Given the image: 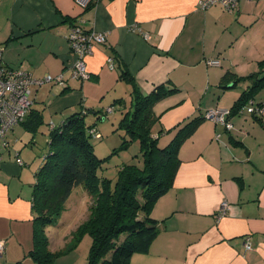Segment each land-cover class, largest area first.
<instances>
[{"label":"crops","instance_id":"1","mask_svg":"<svg viewBox=\"0 0 264 264\" xmlns=\"http://www.w3.org/2000/svg\"><path fill=\"white\" fill-rule=\"evenodd\" d=\"M76 22L106 38L84 59L86 79L71 77L68 33ZM0 45L5 64L34 78L63 80L31 86L41 126L30 132L15 125L9 146H0V240L6 244L0 264H36L28 252L34 173L42 165L34 159L37 133L48 140V124L102 107L127 119L133 102L158 85L169 90L152 103L150 132L158 146L164 141L160 147L206 108H231L250 85L235 83V76L257 71L264 58V0H238L232 11L220 4L201 8L199 0H91L86 7L76 0H0ZM254 99L263 101L264 89ZM230 121L229 130L204 118L181 140L172 186L149 209L159 231L131 264H264V118L233 114ZM224 200L226 213L216 222ZM247 236L250 250L243 245ZM48 239L53 251L57 237ZM72 260L63 254L54 264Z\"/></svg>","mask_w":264,"mask_h":264},{"label":"trees","instance_id":"2","mask_svg":"<svg viewBox=\"0 0 264 264\" xmlns=\"http://www.w3.org/2000/svg\"><path fill=\"white\" fill-rule=\"evenodd\" d=\"M78 24L80 23L76 22ZM257 66L258 70L248 76L233 75L235 83L248 80L250 85L242 90L229 108V120L233 114L264 118V100L257 102L254 99L264 89V58L257 62ZM168 92L164 85H158L150 94L133 102L127 119L125 116L121 118L119 128L127 136L122 138L118 149L126 148L137 139L142 165H125L119 170L113 185L110 184V179L97 175L101 162L107 158L99 159L94 153L90 130L97 131L94 123L88 125L85 121L88 113H74L58 125L48 124L49 152L34 173L31 197L33 230L32 247L28 254L36 264H54L56 258L66 253L67 249H48L46 229L63 212L65 202L77 186H82L92 201L87 218L75 230L78 240L85 233L92 237L84 264H131L132 255L148 250L151 240L159 231V224L150 217L149 209L172 186L173 175L179 164L177 153L181 140L190 135L206 118L205 114L209 109L206 108L202 115L185 120L169 143L160 147L158 137H152L150 132L156 119L152 103ZM249 99H252L251 112L242 109L241 113L242 106ZM90 112L96 114V119H103L104 115H108L103 109ZM42 122L41 113L30 108L20 124L28 131L35 132ZM177 127L178 125L176 130ZM0 146H3L1 142ZM116 151L115 149L112 153ZM5 248L6 244L0 256Z\"/></svg>","mask_w":264,"mask_h":264},{"label":"rangeland","instance_id":"3","mask_svg":"<svg viewBox=\"0 0 264 264\" xmlns=\"http://www.w3.org/2000/svg\"><path fill=\"white\" fill-rule=\"evenodd\" d=\"M49 84L55 85L54 83ZM32 89L33 87H31V91L34 94L35 89ZM101 106L103 105H99L98 108H101ZM103 108L104 107L101 109ZM104 116L105 117L103 119H96V114L94 112H89L85 118V121L88 123V125L94 123L95 130L97 131L94 133L99 135L98 137H94L92 135L90 139L95 155L99 159L107 158L101 162L102 165H100L98 168L97 175L100 176V178L105 177L110 179V184L113 185L118 178L120 169H123L125 165L132 164L141 166L142 158L139 153V141L137 139L130 142L126 148L120 150L118 149L122 138L127 136L125 131L119 128V123L123 116L121 114L120 117L119 110ZM60 119V117L52 118V120L56 123H58ZM219 124L222 125L221 123ZM37 137H39L40 140L34 144L35 152L38 150V153L34 159L35 164H38L39 167L43 163L44 157L49 152V147L46 144L47 139L44 134L38 132ZM162 144H164V141L159 139V146ZM115 149L117 151L112 153ZM91 204V197L86 192V190H84L82 186L75 187L72 190L70 197L65 202V209L63 212L53 221V225L47 227L49 231L48 237H57L56 243L58 246L53 244V251L67 249L64 257L70 254L73 259L72 262L76 264L85 262L90 251V246L92 243L91 235L89 233H85L78 240L75 230L78 225L87 218L90 212L89 209ZM87 207L89 208L87 209ZM62 216L64 220L61 219ZM78 260H80V262H77Z\"/></svg>","mask_w":264,"mask_h":264},{"label":"built area","instance_id":"4","mask_svg":"<svg viewBox=\"0 0 264 264\" xmlns=\"http://www.w3.org/2000/svg\"><path fill=\"white\" fill-rule=\"evenodd\" d=\"M91 0H76L81 7H86ZM213 4H220L228 11H232L238 4V0H199L201 8L209 7ZM147 38V35L145 36ZM69 46L71 52V77L78 79H85L89 76L84 59L91 54L93 45L95 43H104L106 41L105 35L102 32L88 31L81 27V25H74L69 33ZM2 48L0 47V142L3 146H8L7 133L15 126L22 123L26 114L29 112L34 99L31 95V86L40 85L44 82H63L62 77H52L47 75L43 78H34L28 70L22 67H12L5 64L1 59ZM109 66L113 65V59L108 58ZM252 99L242 106L241 111L247 109L251 112L250 104ZM243 109V110H242ZM113 108L110 106L106 109L108 113L112 112ZM242 113V112H241ZM230 115L229 108L215 107L206 111L205 117L216 123H221L227 129L233 127L228 119ZM94 137L98 134L90 130ZM17 163L21 164L20 158H17ZM227 201H222L218 209L214 213L216 222L226 213ZM244 249L250 250L252 248L250 239L247 236L244 240ZM5 247V242L0 241V253Z\"/></svg>","mask_w":264,"mask_h":264}]
</instances>
